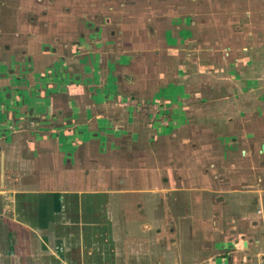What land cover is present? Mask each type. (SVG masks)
Here are the masks:
<instances>
[{"label":"crops","instance_id":"1","mask_svg":"<svg viewBox=\"0 0 264 264\" xmlns=\"http://www.w3.org/2000/svg\"><path fill=\"white\" fill-rule=\"evenodd\" d=\"M64 1L0 0V68L15 69L12 56L19 52L38 56L39 66L45 61L44 70L85 60L87 55L73 49L70 56L60 53L62 38L71 33L64 22L76 21L83 3L67 0L73 6L65 8ZM82 37L71 42L74 49L81 48ZM252 42L243 47L250 58L232 60L242 62L243 70H235L241 76L226 81L228 71L219 68L228 91L202 99L195 109L205 118L198 124L200 146L216 149L215 160L200 159L199 168L122 162L113 129L98 146L100 160L112 157L109 165L81 160L78 146L86 143L84 148L92 150L101 142L96 119L86 128L79 123L77 132L59 130L58 121L49 123L53 104L42 88L26 96L21 107L4 108L13 94L4 84L10 73L1 72L0 264H264V28ZM135 47L139 63L145 50ZM232 47L224 53L229 56ZM93 49L89 63L94 67L98 58L100 66L103 54ZM125 56L126 50L116 54V67H133L131 59L122 62ZM120 72L107 77L118 91ZM63 97L73 105V98ZM101 99L93 96L92 103ZM95 113V118L109 117ZM190 113L195 114L192 108ZM52 114L61 117L57 109ZM227 149L231 157L224 154Z\"/></svg>","mask_w":264,"mask_h":264},{"label":"rangeland","instance_id":"2","mask_svg":"<svg viewBox=\"0 0 264 264\" xmlns=\"http://www.w3.org/2000/svg\"><path fill=\"white\" fill-rule=\"evenodd\" d=\"M80 1L83 3L77 20L64 22V28L71 33L62 38L60 53L70 56L73 49L83 57L87 55L85 60L73 62L72 59L68 67L64 61L58 62L44 70L46 62L39 66L38 56L13 53L15 69L0 68V73H10L4 84L13 94L12 101L9 98L5 101L4 108L21 107L30 93H38L42 88L44 94L48 93L50 105L53 104L51 108L60 112L59 119L52 117V109L48 113L49 123L61 124L59 130L77 132L79 123H86V128L96 119L102 127L97 133L101 142H95L92 150L84 148L86 143L76 150L73 148L77 154L80 151L81 160L91 157L93 161L109 165L112 157L107 155L109 159L100 160L104 157L98 146L105 141V133H109L105 131L113 129V134L118 136L115 140L120 142L117 155L122 162L143 159L162 167L170 163L199 168L200 159L213 157L214 161L216 149L200 146L204 143H200L198 124L205 118L196 114L199 110L195 109L205 101L202 99L212 100L228 91L220 79L224 72L219 68L228 71L226 81L241 76L235 70L236 67L243 70L238 68L242 62L235 64L232 60L235 56H240V61L245 55L250 58V52L243 47L252 44V37L264 28V0H91L90 6L85 0ZM72 6L64 1L65 8ZM80 34L85 36L82 37L84 46L80 48L78 44L74 49L71 42H76ZM135 45L144 49L148 57H138L139 63L134 62ZM230 45L234 52L228 56L224 52ZM95 46L96 51L103 54V60L99 66V54H96L93 67L89 59L95 54ZM123 50L127 51V56L122 62L131 59L133 67H116V54ZM232 67L234 72L229 71ZM41 70L44 72H37ZM119 71L120 91L113 89V82H107V77L117 76ZM90 72H94L93 75ZM127 75L130 76L125 77ZM99 94L102 99L94 105L92 98ZM124 94L145 97L125 100ZM66 95L74 99L70 107L68 98L63 97ZM191 108L195 114L190 113ZM95 112L109 117L95 118ZM69 135L70 142L76 143L72 134ZM225 152L228 157L232 156L229 149Z\"/></svg>","mask_w":264,"mask_h":264},{"label":"water","instance_id":"3","mask_svg":"<svg viewBox=\"0 0 264 264\" xmlns=\"http://www.w3.org/2000/svg\"><path fill=\"white\" fill-rule=\"evenodd\" d=\"M263 148H264V145H263Z\"/></svg>","mask_w":264,"mask_h":264}]
</instances>
